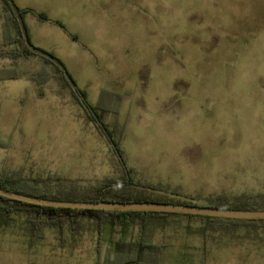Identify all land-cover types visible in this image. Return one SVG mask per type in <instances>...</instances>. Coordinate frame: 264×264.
<instances>
[{"label": "rangeland", "instance_id": "1", "mask_svg": "<svg viewBox=\"0 0 264 264\" xmlns=\"http://www.w3.org/2000/svg\"><path fill=\"white\" fill-rule=\"evenodd\" d=\"M20 1L78 34L63 64L87 103L107 111L103 122L141 184L176 199L264 194V0ZM1 14L0 2V67H17L20 78L0 82V174L83 187L115 179L108 145L69 90L51 77L38 88L30 81L52 69L4 56L14 45L3 33L16 32ZM11 217L0 248H63V264L104 261L87 222L65 227L62 240L41 227L30 241L25 216ZM230 220H153L148 236L165 247L159 264H264V223Z\"/></svg>", "mask_w": 264, "mask_h": 264}, {"label": "trees", "instance_id": "2", "mask_svg": "<svg viewBox=\"0 0 264 264\" xmlns=\"http://www.w3.org/2000/svg\"><path fill=\"white\" fill-rule=\"evenodd\" d=\"M5 21L14 26L16 35L7 33L5 45H14L13 50L5 57L11 58H39L44 66L52 69V74H45L40 82L41 86L51 77L58 81L62 88H67L74 102L85 112L87 119L100 133L109 147L115 165L117 177L115 179L98 180L91 182L89 187L74 185L71 181L66 184L64 180L56 179L54 183L49 180L24 181L23 179H10L0 174V189L32 198L81 203H160L170 205H186L195 207H209L234 211H264V194L228 196L220 194L201 200L195 198L176 199L166 194L155 191V188L143 185L136 179L133 169L129 168L120 148V140L116 138L115 131H110L103 122L107 111L104 107L95 108L86 101L84 91L79 90L64 64L53 54L34 46L29 39L28 30L24 23V15L28 12L16 6L13 0H0ZM40 20L46 21L43 14H37ZM7 78H16L11 75ZM42 83V84H40ZM39 96L42 93L39 92ZM3 144L0 142V146ZM197 203H205L199 205ZM23 214L26 218L24 231L29 240H33L41 232V227L54 230L59 240H62L63 230L77 232L80 222L91 224L95 233V251L100 254L104 248L103 264H159V255L165 247L153 243L148 236L151 221H162L166 218H185L187 220L200 219L204 222L213 220H227L213 217H204L187 214L158 213V212H117L84 209H58L46 206L32 205L0 197V227H8L12 215ZM238 221V220H236ZM247 222L264 223V220H246ZM185 230L191 234L192 227L189 222ZM204 235L203 228L197 230ZM136 233V234H135ZM117 234V235H116ZM122 262V263H120ZM98 264V260L95 262Z\"/></svg>", "mask_w": 264, "mask_h": 264}, {"label": "crops", "instance_id": "3", "mask_svg": "<svg viewBox=\"0 0 264 264\" xmlns=\"http://www.w3.org/2000/svg\"><path fill=\"white\" fill-rule=\"evenodd\" d=\"M16 6L22 10L28 11L24 15V23L28 30V36L31 43L44 51L50 52L62 63H67L72 53L76 52V48L79 46L78 34L71 32L66 26L60 16L51 15L52 13L42 7H33L27 1L13 0ZM48 6L52 5L54 0H46ZM37 14H43L47 20H40ZM54 19V20H52ZM54 23V24H53ZM58 23V24H57ZM4 31V26L2 28ZM2 43L5 41V31L3 33ZM1 60V59H0ZM1 65V63H0ZM1 69L8 70L10 73L0 76V82L15 81L20 78L17 67H0ZM11 75H16V78H7ZM28 78V77H26ZM30 81L38 88L37 84ZM43 97V94L42 96ZM64 249H50L39 251L31 247L27 248H0V264H53L54 258L60 257L58 260L63 264V255L69 256L70 253H64ZM61 259V260H60ZM96 260H93V264ZM103 264V263H98Z\"/></svg>", "mask_w": 264, "mask_h": 264}, {"label": "water", "instance_id": "4", "mask_svg": "<svg viewBox=\"0 0 264 264\" xmlns=\"http://www.w3.org/2000/svg\"><path fill=\"white\" fill-rule=\"evenodd\" d=\"M0 197L15 200L27 204L46 206L58 209H84L117 212H158L187 214L213 218L237 219V220H264V211H234L226 209H215L209 207H195L186 205H170L160 203H81V202H59L25 195H19L0 189Z\"/></svg>", "mask_w": 264, "mask_h": 264}]
</instances>
